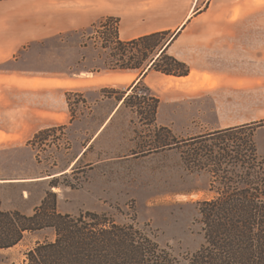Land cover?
<instances>
[{"label": "rangeland", "instance_id": "obj_1", "mask_svg": "<svg viewBox=\"0 0 264 264\" xmlns=\"http://www.w3.org/2000/svg\"><path fill=\"white\" fill-rule=\"evenodd\" d=\"M98 23L35 42L18 53L16 59L27 71L50 77L74 74L66 94L73 122L66 129H44L34 138L40 130L24 146L0 141V173L45 178L25 193L22 186L6 188L0 207L31 215L41 195L54 193L58 212L93 211L117 224H137L167 246L179 264H186L187 253L203 243L198 201L213 193L207 172L186 168L183 144L218 127L256 121L254 139L264 154V115H246L264 113V91H258L264 87L238 81L220 85L207 76L186 89L168 80L158 89L145 84L159 99L157 124L169 128L178 142L151 149L154 132L145 115L123 103L116 107L132 82L116 78L122 69L107 67L119 56L114 45L105 43ZM54 238L50 228L25 232L17 244L0 249V264H25L29 249Z\"/></svg>", "mask_w": 264, "mask_h": 264}, {"label": "trees", "instance_id": "obj_2", "mask_svg": "<svg viewBox=\"0 0 264 264\" xmlns=\"http://www.w3.org/2000/svg\"><path fill=\"white\" fill-rule=\"evenodd\" d=\"M117 24L113 17L97 24L105 43L114 45V55L119 56L107 63L108 68L136 69L139 77L151 69L173 76L189 74L185 62L166 53L176 33L166 37L169 31L164 30L122 40ZM118 99L145 115L154 132L151 149L178 143L169 128L157 124L159 99L140 79ZM259 124L217 128L184 142L186 168L207 172L208 191L213 193L198 201L203 243L187 253L186 264H264V154L254 139ZM47 228L55 238L37 242L26 252L25 264H179L167 246L137 224H117L93 211L58 212L54 193L46 195L31 215L0 207V249L17 244L25 232Z\"/></svg>", "mask_w": 264, "mask_h": 264}, {"label": "crops", "instance_id": "obj_3", "mask_svg": "<svg viewBox=\"0 0 264 264\" xmlns=\"http://www.w3.org/2000/svg\"><path fill=\"white\" fill-rule=\"evenodd\" d=\"M108 17L118 19L122 40L164 30L176 33L166 53L190 68L185 76L149 70L142 77L139 70L122 69L115 72L119 81L126 79L129 84L140 79L158 89L168 80L186 89L192 81L197 85L207 76L220 85L238 81L248 87H264V0H0L2 143L24 146L40 130L59 125L66 129L73 122L66 94L74 85V74L50 77L27 71L16 59L18 53L35 42L84 30ZM122 103L118 99L116 107ZM227 126L233 124L223 127ZM8 173H0V195L6 188L19 186L25 193L29 186L45 180Z\"/></svg>", "mask_w": 264, "mask_h": 264}]
</instances>
